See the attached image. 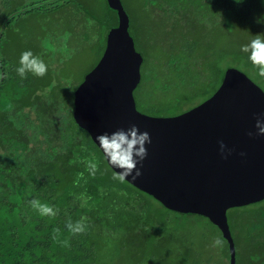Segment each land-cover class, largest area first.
<instances>
[{"label": "trees", "instance_id": "obj_1", "mask_svg": "<svg viewBox=\"0 0 264 264\" xmlns=\"http://www.w3.org/2000/svg\"><path fill=\"white\" fill-rule=\"evenodd\" d=\"M121 2L144 59L134 93L141 113L174 117L197 107L215 94L230 68L264 85L241 51L257 34L264 36L261 0ZM62 12L76 28V35L62 36L67 53L77 36L84 49L96 44L92 70L118 26L106 0H0V264H230L228 243L206 217L172 212L112 178L73 117L75 91L90 71L77 86L57 79L55 62L45 60L42 77L16 74L20 54L31 50L16 49V43L33 39L32 22ZM55 22L53 16L49 23ZM93 157L98 167L90 175L86 161ZM33 198L56 214L41 216L28 204ZM81 217L85 231L73 235L66 224ZM192 217L198 219L195 229ZM227 219L236 264H264V201L233 208ZM216 236L223 243L213 248Z\"/></svg>", "mask_w": 264, "mask_h": 264}, {"label": "water", "instance_id": "obj_2", "mask_svg": "<svg viewBox=\"0 0 264 264\" xmlns=\"http://www.w3.org/2000/svg\"><path fill=\"white\" fill-rule=\"evenodd\" d=\"M106 1L117 12L118 26L75 91L74 121L96 146V136L105 132L132 125L146 131L151 142L138 165L141 175L126 181L172 212L206 217L221 231L230 264H236L227 212L264 201V135L255 127L258 117L264 119V91L230 68L215 94L197 107L174 117L141 113L134 93L144 59L121 0Z\"/></svg>", "mask_w": 264, "mask_h": 264}, {"label": "clouds", "instance_id": "obj_3", "mask_svg": "<svg viewBox=\"0 0 264 264\" xmlns=\"http://www.w3.org/2000/svg\"><path fill=\"white\" fill-rule=\"evenodd\" d=\"M235 2L240 3L241 0H235ZM261 3L264 4V0H261ZM257 23H261L260 18ZM241 51L246 54V58L252 66L257 69V75L264 77V36L257 34L254 39L241 46ZM47 71L48 66L44 60L38 55H34L31 50L23 51L20 54L18 66L15 68L16 74L21 79L25 78L27 73L42 77ZM255 127L257 135H264V119L258 117ZM150 142L149 134L146 131H139L135 125L127 130L120 128L111 133L105 132L96 136V144L99 152L102 153L103 160L106 161V167L112 169V178L120 183H124L127 177H131V180L134 181L141 175L138 165L142 166L147 155L145 145ZM220 147L223 150L224 145L221 143ZM97 167L95 157L86 161V170L90 175H95ZM28 204L41 216L51 217L56 214L53 206L41 203L38 199L33 198L28 201ZM84 220L85 218L81 217L75 223L70 221L66 227L73 235L82 233L85 231ZM222 243L220 237H213L211 247L217 248Z\"/></svg>", "mask_w": 264, "mask_h": 264}, {"label": "rangeland", "instance_id": "obj_4", "mask_svg": "<svg viewBox=\"0 0 264 264\" xmlns=\"http://www.w3.org/2000/svg\"><path fill=\"white\" fill-rule=\"evenodd\" d=\"M129 11V9L127 8ZM69 10L65 11L68 12ZM130 12V11H129ZM55 16L56 22L51 25L49 23L50 19ZM46 20H35L32 22V28L35 36L33 39L31 38L28 41V38L24 39V42L16 43V49H20L21 47H25L26 45L31 48V51L34 55H38L43 60L52 64L55 62L54 70L55 77L57 79H68L72 81L75 86L79 85L82 80H80L85 74L91 71L92 62L96 61L95 55L92 53V50L95 49L94 45H88L87 49H84L82 45H80L77 40L78 36L72 42L73 45L72 50L67 53L65 49L66 39L62 37L64 33L72 31L73 34L76 35V28H71L68 23V13H61L59 15H53ZM95 37V36H94ZM97 47V46H96ZM67 60V61H66ZM71 65L66 67V62H70ZM223 68L225 69V65L223 64ZM65 69V71H64ZM239 70V69H237ZM243 74H245L252 82H254L257 86H259L264 91V85L255 77H252L246 74L244 71L239 70ZM83 77V78H84ZM144 93H141L143 95ZM151 91L147 92L144 96V101L147 102L150 99ZM145 114V113H144ZM189 220L193 221L194 229L198 226L195 222H198L197 218H190ZM229 264V263H228Z\"/></svg>", "mask_w": 264, "mask_h": 264}]
</instances>
